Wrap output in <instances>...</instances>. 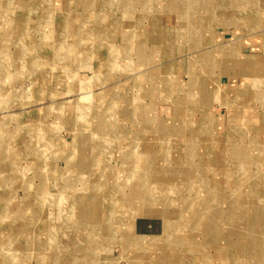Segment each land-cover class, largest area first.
I'll return each instance as SVG.
<instances>
[{
	"label": "rangeland",
	"instance_id": "374dc122",
	"mask_svg": "<svg viewBox=\"0 0 264 264\" xmlns=\"http://www.w3.org/2000/svg\"><path fill=\"white\" fill-rule=\"evenodd\" d=\"M0 264H264V0H0Z\"/></svg>",
	"mask_w": 264,
	"mask_h": 264
},
{
	"label": "bare ground",
	"instance_id": "6f19581e",
	"mask_svg": "<svg viewBox=\"0 0 264 264\" xmlns=\"http://www.w3.org/2000/svg\"><path fill=\"white\" fill-rule=\"evenodd\" d=\"M237 134V133H236ZM237 136V135H236ZM248 138V137H247ZM248 148V147H247ZM248 149H245V151H247ZM164 152V151H163ZM165 153H167V152H164V154ZM169 153H167V155H168ZM245 154V153H244ZM166 155V154H165ZM162 157L160 158V157H155L154 156V158H152V161H160V162H162L163 164H164V160H167L168 161V163H170V162H176L177 160H176V158L177 157H173V156H175V154H173L172 156H163V155H161ZM167 157V158H166ZM158 164V163H157ZM159 168V167H158ZM157 171V170H156ZM159 173H161V172H159ZM158 172H155V173H153V175H155V176H159V178L161 179V175H157V174H159ZM155 176H153V177H155ZM165 176V175H164ZM156 179V178H155ZM167 180V179H166ZM160 182V181H159ZM151 184V183H150ZM153 186V185H152ZM154 187V186H153ZM154 190V189H153ZM167 191V190H166ZM171 191V190H170ZM171 193V192H170ZM155 195V194H154ZM156 195H158L157 193H156ZM166 198V197H165ZM157 203V202H156ZM154 203L153 202H149L146 206L148 207V210L146 211V212H150V210L152 209L151 207L152 206H154L153 205ZM167 207V206H166ZM156 211V210H155ZM155 213V212H154ZM160 213V212H159ZM138 236V235H137ZM138 238V237H137ZM145 238V237H144ZM147 244V243H146ZM130 247V246H129ZM143 257V256H142ZM144 261V260H143Z\"/></svg>",
	"mask_w": 264,
	"mask_h": 264
},
{
	"label": "crops",
	"instance_id": "0c3cea01",
	"mask_svg": "<svg viewBox=\"0 0 264 264\" xmlns=\"http://www.w3.org/2000/svg\"><path fill=\"white\" fill-rule=\"evenodd\" d=\"M230 88H232V87H230ZM230 90H232V89H230ZM136 217L147 218V217H144V216L142 215V213L136 214V215H135V218H136ZM152 218H157V217H151V218H147V219H138L137 222L135 223V227H134V229L136 228L135 231H136L137 233H139V234H143V235L148 234V233H146V232H139V231H138V227L140 226V222H141V221H146V222H148V224H147V227H148V228H153L154 223H156L157 226H159V221L152 220ZM156 231H159V229L156 230ZM156 231H154V232H156ZM154 232H151V233H154Z\"/></svg>",
	"mask_w": 264,
	"mask_h": 264
},
{
	"label": "trees",
	"instance_id": "16d2710c",
	"mask_svg": "<svg viewBox=\"0 0 264 264\" xmlns=\"http://www.w3.org/2000/svg\"><path fill=\"white\" fill-rule=\"evenodd\" d=\"M147 224H148V222H146V221H141V222H140V226L138 227V231H139V232L151 233V232H154V231L158 230V229H157L158 226H157L156 223H154L153 228H148V227H147Z\"/></svg>",
	"mask_w": 264,
	"mask_h": 264
}]
</instances>
